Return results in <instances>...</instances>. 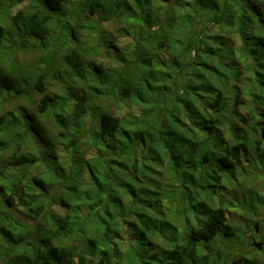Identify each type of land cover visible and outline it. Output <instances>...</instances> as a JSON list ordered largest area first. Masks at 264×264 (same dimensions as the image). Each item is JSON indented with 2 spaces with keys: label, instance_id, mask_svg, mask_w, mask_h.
Here are the masks:
<instances>
[{
  "label": "trees",
  "instance_id": "16d2710c",
  "mask_svg": "<svg viewBox=\"0 0 264 264\" xmlns=\"http://www.w3.org/2000/svg\"><path fill=\"white\" fill-rule=\"evenodd\" d=\"M28 1L13 15L0 8V106H16L0 111V262L258 264L227 257L218 241L241 234L228 217L229 180L254 153L264 169V0L241 10L234 0ZM106 23L124 24L134 48L111 72L92 62L76 102L45 93L42 73L20 77L18 40L70 51L80 72L76 27ZM37 93L36 111L18 105ZM88 96L136 110L93 113ZM47 114L64 129L67 169Z\"/></svg>",
  "mask_w": 264,
  "mask_h": 264
},
{
  "label": "rangeland",
  "instance_id": "374dc122",
  "mask_svg": "<svg viewBox=\"0 0 264 264\" xmlns=\"http://www.w3.org/2000/svg\"><path fill=\"white\" fill-rule=\"evenodd\" d=\"M3 1L4 4L0 6L1 10H9L12 15L18 10L25 9L30 4L28 0H18V4L13 6L10 0ZM245 1L234 0L236 10H241ZM123 27L124 24L106 23L102 24L100 29L94 33L90 29L82 30L78 26L76 27L77 44L79 46V56L81 55L82 63L80 72H76V69L74 70L73 54H70V51H63L61 47H58L56 50L51 47L44 48L35 40H30L26 42L25 46H22L18 40V46L20 47L18 61L22 66L19 75L21 78H26L29 82L34 83V75L42 73L46 78L47 90L45 93L50 95L60 94L62 96L68 94V100L76 102V97L78 98L85 93H89L88 86L93 76L87 70H89L92 62L102 64L104 69L111 72L122 65L118 55H124L123 57H125L127 52L133 50L135 45L133 38L122 31ZM109 41H112L118 47V50L112 49L108 43ZM60 46L62 45L60 44ZM66 53L70 54V64L65 60ZM92 85L94 84L92 83ZM69 87L74 89V95L72 91H68ZM33 95V104L29 102V98H20L18 99V105H25L30 110L36 111V107L43 94L37 93ZM88 98L90 100V109H93V113H99L102 110L115 116H126L131 115L136 110L135 107L131 108L127 103L110 101L107 97L94 99L93 96H88ZM15 107L7 101L0 106V111L3 113ZM260 112L264 113V106ZM91 117L92 114H87L85 117L82 123L84 131L88 129L91 123ZM40 120L47 130L48 135L54 140L57 153L63 166L67 169L71 161L67 155L68 142L62 134L64 133V129L59 126L54 115L47 114L41 117ZM69 128L72 132L77 130L72 126ZM84 131H79L78 133L82 135L85 133ZM261 145L264 146V143ZM25 150L30 151L31 149L27 150L25 146ZM25 150H22V152ZM256 154L254 153L248 156V160L239 169L236 177L229 180L230 187L225 193V201L231 207L228 217L241 230V234L238 239H232L229 242L219 240L218 243L227 252V257L229 254L235 255L236 258L240 255L254 256L258 260V264H264V169H261L262 165L256 161L259 159L258 154L260 155V153ZM63 185L65 187L67 186L66 183H63ZM56 187L58 191L62 190L59 184ZM52 209L53 212L62 216L66 214V210L63 208L54 207ZM18 215L22 220L26 219L23 212H18ZM261 241L263 242L262 249L258 246ZM227 257L226 259L228 260ZM0 264L5 263L0 262ZM226 264H229V262Z\"/></svg>",
  "mask_w": 264,
  "mask_h": 264
}]
</instances>
